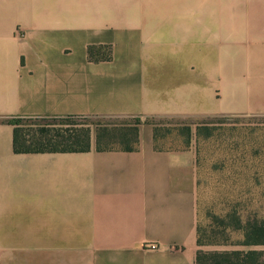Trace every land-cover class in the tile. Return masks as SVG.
<instances>
[{
    "label": "crops",
    "instance_id": "obj_1",
    "mask_svg": "<svg viewBox=\"0 0 264 264\" xmlns=\"http://www.w3.org/2000/svg\"><path fill=\"white\" fill-rule=\"evenodd\" d=\"M70 116L146 121L132 152H14L5 120ZM216 116H264V0H0V264H195L197 153L153 123Z\"/></svg>",
    "mask_w": 264,
    "mask_h": 264
},
{
    "label": "trees",
    "instance_id": "obj_2",
    "mask_svg": "<svg viewBox=\"0 0 264 264\" xmlns=\"http://www.w3.org/2000/svg\"><path fill=\"white\" fill-rule=\"evenodd\" d=\"M103 47L91 46L89 59L101 62L105 57ZM87 117L12 119L4 122L14 125V152L29 153H85L95 148L101 152L135 151L140 141V125L94 123L76 126L74 122ZM27 121L48 124L27 125ZM53 123V124H52ZM154 145L157 150H189L197 153V174L202 167L200 153L202 144L220 137L223 130L216 120H204L198 124L177 122L175 124L153 123ZM195 142V144H194ZM202 181L198 179V186ZM242 202L227 201L226 208L209 213L210 223L197 226L198 251L195 264H264V217L249 210ZM225 247L215 250L212 247Z\"/></svg>",
    "mask_w": 264,
    "mask_h": 264
},
{
    "label": "rangeland",
    "instance_id": "obj_3",
    "mask_svg": "<svg viewBox=\"0 0 264 264\" xmlns=\"http://www.w3.org/2000/svg\"><path fill=\"white\" fill-rule=\"evenodd\" d=\"M221 123L220 137L202 144V167L198 169V221L207 226L210 212L226 208L227 201L242 202L249 210L264 217V116H216ZM146 120L133 117L87 118L76 126L94 123L134 125ZM151 121V120H149ZM158 124H175L177 119H157ZM152 122V121H151ZM48 122L27 121V125ZM53 124V123H52ZM195 144V142H194ZM243 205V206H244ZM225 247H212L219 250Z\"/></svg>",
    "mask_w": 264,
    "mask_h": 264
},
{
    "label": "built area",
    "instance_id": "obj_4",
    "mask_svg": "<svg viewBox=\"0 0 264 264\" xmlns=\"http://www.w3.org/2000/svg\"><path fill=\"white\" fill-rule=\"evenodd\" d=\"M151 249L155 250V249H157V246L156 245H152Z\"/></svg>",
    "mask_w": 264,
    "mask_h": 264
}]
</instances>
